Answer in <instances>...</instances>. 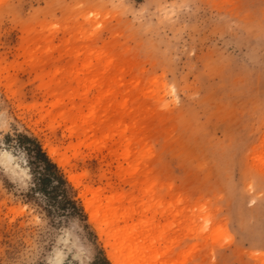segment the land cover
I'll return each instance as SVG.
<instances>
[{"label": "rangeland", "instance_id": "obj_1", "mask_svg": "<svg viewBox=\"0 0 264 264\" xmlns=\"http://www.w3.org/2000/svg\"><path fill=\"white\" fill-rule=\"evenodd\" d=\"M111 223L121 264H264V0H0V264H114Z\"/></svg>", "mask_w": 264, "mask_h": 264}, {"label": "trees", "instance_id": "obj_2", "mask_svg": "<svg viewBox=\"0 0 264 264\" xmlns=\"http://www.w3.org/2000/svg\"><path fill=\"white\" fill-rule=\"evenodd\" d=\"M33 143V163L40 171L38 173L42 176L41 181L53 185V190L61 196L63 202L69 206L70 211L76 213L78 210L76 201L69 196L71 187L64 178L61 170L45 155L38 144Z\"/></svg>", "mask_w": 264, "mask_h": 264}, {"label": "bare ground", "instance_id": "obj_3", "mask_svg": "<svg viewBox=\"0 0 264 264\" xmlns=\"http://www.w3.org/2000/svg\"><path fill=\"white\" fill-rule=\"evenodd\" d=\"M49 152H50V154H54L53 153V151L51 150H49ZM57 163L58 164H60L61 163V160H57ZM69 179L71 180V182H73V183H75L76 181H77V179L76 178H74V177H69ZM85 209L87 210V212L89 213V216H90V220L92 221V222H94L95 221V218H96V215L94 214V212H93V209H92V206H91V203H89V202H85ZM108 227H110L109 228V233H110V235H112V237H113V240H114V244L113 245H111V247L113 248L112 250V252L109 254V259L114 263V264H121V260H120V258H119V255L122 253V254H124L125 255V252L123 253V251H125L124 249V247L126 246V244H127V242H128V240H129V238L128 239H126V237H127V235H125V234H120L119 232H121V231H119V232H115L113 229H112V223H111V225H109ZM115 229V228H114ZM131 234V233H130ZM129 234V235H130ZM108 243V242H107ZM140 253V249L139 248H137L136 247V249H135V251L133 252V254H131L132 255V258H127L128 259V261H129V263L128 264H140L141 262H142V259H143V257H139V256H137V254H139ZM107 255H108V253H107ZM131 255H130V257H131ZM135 257V258H134Z\"/></svg>", "mask_w": 264, "mask_h": 264}]
</instances>
